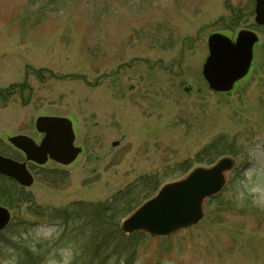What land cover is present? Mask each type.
<instances>
[{
    "label": "rangeland",
    "instance_id": "374dc122",
    "mask_svg": "<svg viewBox=\"0 0 264 264\" xmlns=\"http://www.w3.org/2000/svg\"><path fill=\"white\" fill-rule=\"evenodd\" d=\"M242 29L258 36L251 67L229 92H212L202 76L207 38L234 40ZM43 116L70 120L81 151L67 166L27 163L33 184L8 208L0 264H19L32 252L34 264H93L101 243L114 238L104 216L96 239L84 234L88 214L136 179L192 160L219 136L249 138L246 161L235 159L239 169L226 173V197L247 193L258 212L236 215L207 200L195 225L147 235L135 254L125 245L121 258L264 264V187L257 183L264 177V26L254 23V0H0V153L25 161L8 140L26 135L39 143L35 121ZM5 184L0 190L12 192ZM72 205H81L82 216L75 241L60 222L33 211ZM119 254L101 262L120 264Z\"/></svg>",
    "mask_w": 264,
    "mask_h": 264
},
{
    "label": "water",
    "instance_id": "95a60500",
    "mask_svg": "<svg viewBox=\"0 0 264 264\" xmlns=\"http://www.w3.org/2000/svg\"><path fill=\"white\" fill-rule=\"evenodd\" d=\"M254 23L264 26V0H254ZM258 36L252 30L238 31L234 40L213 33L207 38L208 56L202 66V76L212 92L224 93L248 72L253 57V46ZM35 129L43 135L37 144L26 135L9 138V144L21 151L25 162H18L0 154V175L27 188L33 176L26 162L42 166L51 160L62 166L72 163L81 149L74 145L72 123L63 117H38ZM234 166V159L223 157L209 167L198 166L184 177L165 183L157 193L121 224V231H138L155 237H165L195 225L203 216L205 199L217 195L226 184V173ZM8 209L0 206V231L9 223Z\"/></svg>",
    "mask_w": 264,
    "mask_h": 264
},
{
    "label": "trees",
    "instance_id": "16d2710c",
    "mask_svg": "<svg viewBox=\"0 0 264 264\" xmlns=\"http://www.w3.org/2000/svg\"><path fill=\"white\" fill-rule=\"evenodd\" d=\"M248 141L249 138L244 136L239 137L238 140H236L235 138L228 140L224 136H219L214 141L206 145L201 151H199L192 160H185L172 167H167L163 169L161 173H151L147 176L140 177L133 183L129 184L122 191L117 192L111 200L107 201L102 206H97L92 214H88L87 216V218H89L90 216L91 219L90 221H88V226L90 228L87 226L89 229H86V231H84L83 229L84 234L90 232L89 235L92 234L93 239H96L97 233L94 232H96V228L98 227L97 224H99L100 219H102L101 217L104 216V224L108 226L109 229L107 230L111 232L109 238L114 239L104 240V242L101 243V245L98 247L99 251L96 252V255H98L100 259H98L97 261L94 260L93 264H107L112 254L110 255V258H107L105 262L101 261L110 251L114 253H120L119 255L121 258L122 253L125 252V245L128 244L129 246L131 245L133 247L134 254L137 252L136 246H138L139 243H142V240H145L147 234H145L144 232H135L127 235L121 231L120 222L129 214H131L142 203L153 197L160 186L167 182L168 178L171 179V177L175 175H179V178L180 176H184L191 169L192 161L204 164L206 166L214 164L216 160L224 156H231L234 159H237L238 163H240V161H246L245 158L248 157ZM238 169V164H236L232 171L235 172ZM49 176V178H51L52 174H50ZM57 177L58 173L56 172L54 179ZM49 178L45 177L46 180H49ZM0 179H2V182H0V184L8 187V185L5 184V182H7L10 185V189H12V192H5L4 189L2 191L0 190V200L2 201L3 205H5L9 209H12L16 202L25 200L24 197H19L22 194L21 187L17 192H15V187H11L13 186L11 184H16L14 181L3 176H0ZM227 184L221 193H219L217 196L211 197L210 199H208V201H215L219 208H222L225 211L232 212L236 215H245L246 213L255 214L256 212H258V204L256 203V201L254 202V200H252L251 198L252 196L247 193H243L241 197L235 198L237 200L227 198ZM26 201H28V199H26ZM33 211L35 212V215H37V217H40V219L48 220L47 222H60L65 227L66 238L69 241H75L78 234H80V236L82 235V233H80L81 227H79L78 225L79 221L82 220V216L80 215L81 205H72L60 210L50 208H35L33 209ZM9 227L10 225L7 226L1 233L7 231ZM28 252H30V250H28ZM38 256L39 255L37 254V252L26 253L20 258L19 264H34L35 260H38ZM133 260H135V255H130L128 259L121 258L119 263L131 264L133 263Z\"/></svg>",
    "mask_w": 264,
    "mask_h": 264
},
{
    "label": "clouds",
    "instance_id": "9594fccd",
    "mask_svg": "<svg viewBox=\"0 0 264 264\" xmlns=\"http://www.w3.org/2000/svg\"><path fill=\"white\" fill-rule=\"evenodd\" d=\"M262 155H264V153H262ZM257 183H258V186L264 187V177L258 178ZM65 264H67V261L65 262Z\"/></svg>",
    "mask_w": 264,
    "mask_h": 264
},
{
    "label": "bare ground",
    "instance_id": "6f19581e",
    "mask_svg": "<svg viewBox=\"0 0 264 264\" xmlns=\"http://www.w3.org/2000/svg\"><path fill=\"white\" fill-rule=\"evenodd\" d=\"M252 62V61H251ZM250 67H251V63H250ZM180 179V178H179ZM10 225V222L0 231V233L7 227Z\"/></svg>",
    "mask_w": 264,
    "mask_h": 264
}]
</instances>
